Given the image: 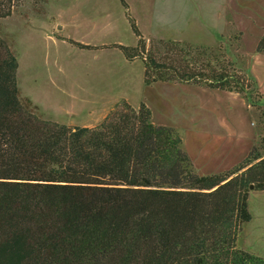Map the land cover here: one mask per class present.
Wrapping results in <instances>:
<instances>
[{
    "label": "trees",
    "instance_id": "1",
    "mask_svg": "<svg viewBox=\"0 0 264 264\" xmlns=\"http://www.w3.org/2000/svg\"><path fill=\"white\" fill-rule=\"evenodd\" d=\"M22 1L0 0V19ZM128 18L138 43L117 47L144 62L147 85L235 91L264 108L256 78L225 54L222 66L176 40L149 46ZM18 67L0 35V264H264L238 246L250 194L264 190V138L237 166L200 174L178 130L156 124L146 103L122 100L93 127L62 124L20 98Z\"/></svg>",
    "mask_w": 264,
    "mask_h": 264
},
{
    "label": "rangeland",
    "instance_id": "2",
    "mask_svg": "<svg viewBox=\"0 0 264 264\" xmlns=\"http://www.w3.org/2000/svg\"><path fill=\"white\" fill-rule=\"evenodd\" d=\"M251 2L211 1L220 12L224 11L218 5L225 4L227 15L197 16L187 14L192 5L171 0H23L10 17L0 19V35L18 58L20 98L30 99L43 118L93 127L122 100L135 108L144 102L156 124L178 130L197 171L212 174L237 166L260 144L264 108L235 91L193 83L147 85L144 62L128 60L117 45L138 43L130 14L149 46L152 38L176 40L207 49L206 56L222 66L225 54L235 71L253 75L263 64L257 58L264 60V53L256 51L264 32V11L252 16L246 7L241 11L245 15L236 16L232 9ZM173 3L179 4L178 11L166 12ZM191 3L193 13H198L200 2ZM257 83L254 96L264 105V82ZM214 138L218 146L213 150ZM249 208L253 218L242 225L238 246L264 257V190L251 192Z\"/></svg>",
    "mask_w": 264,
    "mask_h": 264
},
{
    "label": "crops",
    "instance_id": "3",
    "mask_svg": "<svg viewBox=\"0 0 264 264\" xmlns=\"http://www.w3.org/2000/svg\"><path fill=\"white\" fill-rule=\"evenodd\" d=\"M171 1H173V2H175V1H177V3L178 2H182L181 3V5H183V3H185L186 5H188V6H193V7H195V5H193V3H191V2H200V4H197L196 5V8H197V10H198V13H193L194 12V10H193V7L191 8V7H189V8H187L186 9V11H191L190 13H187V14H192V15H197V16H200V15H208L210 12H213L212 14H215V15H218V16H220V15H227V12H226V10H227V8H226V5L224 4H220V5H218V6H220L221 8H222V10L224 11V12H220L219 11V7L217 8V9H215V8H213V6L209 3V2H211V1H226V0H171ZM237 2H239V0H236ZM253 2H251L252 3V5H248V6H245V5H241V3H240V5H239V7H232V9L233 10H235V13H233V15H236V16H242V15H245V13H242L241 11H243V10H245V8L246 9H248V10H250L251 12L248 14V15H252V16H260V11L262 10V11H264V5H263V3H264V0H252ZM188 2H190V3H188ZM255 3H257V4H255ZM222 5V6H221ZM236 5H237V3H236ZM172 8H168V9H166L165 11L167 12L168 10L169 11H173V10H176V11H178V8H179V4H175V3H173L172 4V6H171ZM175 11V12H176ZM259 11V12H258ZM179 12H180V10H179ZM162 13H164V12H162ZM161 13V14H162ZM176 14V13H175ZM229 15V14H228ZM263 58H262V56H259L258 58H257V60L258 61H262V65H260V67L258 68V66L255 68V69H253V71H252V76H254L255 78H256V80H258L260 83L261 82H264V60H262ZM204 138L205 137H207L205 134H203L202 135ZM216 137V136H215ZM204 139V138H202L201 137V135H196V139ZM213 141L214 142H212V143H210V148L212 147V149L214 150V149H217V142H216V140H215V138L213 139ZM200 150V149H199ZM217 151V150H216ZM199 152V151H198ZM190 153V155H191V152H189ZM191 157H193L192 155H191ZM213 157V156H212ZM193 159H194V157H193ZM221 168V167H220Z\"/></svg>",
    "mask_w": 264,
    "mask_h": 264
},
{
    "label": "water",
    "instance_id": "4",
    "mask_svg": "<svg viewBox=\"0 0 264 264\" xmlns=\"http://www.w3.org/2000/svg\"><path fill=\"white\" fill-rule=\"evenodd\" d=\"M253 188V187H252Z\"/></svg>",
    "mask_w": 264,
    "mask_h": 264
}]
</instances>
